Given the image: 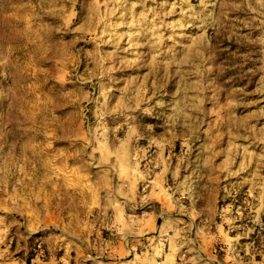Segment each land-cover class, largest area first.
<instances>
[{"label":"rangeland","instance_id":"rangeland-1","mask_svg":"<svg viewBox=\"0 0 264 264\" xmlns=\"http://www.w3.org/2000/svg\"><path fill=\"white\" fill-rule=\"evenodd\" d=\"M131 261L264 264V0H0V264Z\"/></svg>","mask_w":264,"mask_h":264},{"label":"crops","instance_id":"crops-1","mask_svg":"<svg viewBox=\"0 0 264 264\" xmlns=\"http://www.w3.org/2000/svg\"><path fill=\"white\" fill-rule=\"evenodd\" d=\"M121 244H122V242H121ZM109 264H117V263H115V262H110ZM125 264H129V263H125ZM130 264H133V262L131 261Z\"/></svg>","mask_w":264,"mask_h":264}]
</instances>
